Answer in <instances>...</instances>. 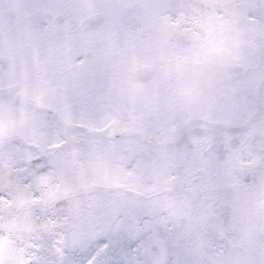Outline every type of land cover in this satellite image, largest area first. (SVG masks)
Instances as JSON below:
<instances>
[{
	"label": "snow or ice",
	"instance_id": "6c2138e0",
	"mask_svg": "<svg viewBox=\"0 0 264 264\" xmlns=\"http://www.w3.org/2000/svg\"><path fill=\"white\" fill-rule=\"evenodd\" d=\"M0 264H264V0H0Z\"/></svg>",
	"mask_w": 264,
	"mask_h": 264
}]
</instances>
